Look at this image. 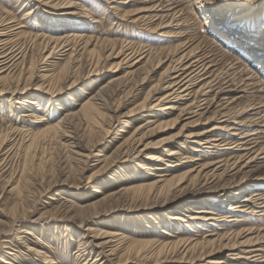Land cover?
<instances>
[{
  "label": "rangeland",
  "instance_id": "rangeland-1",
  "mask_svg": "<svg viewBox=\"0 0 264 264\" xmlns=\"http://www.w3.org/2000/svg\"><path fill=\"white\" fill-rule=\"evenodd\" d=\"M140 13L152 17L136 19ZM0 16L12 26L23 24L17 40L24 52L0 80L21 88L0 91V264H151L149 251L143 256L133 248L119 255V247L109 253L108 245L94 246L95 224L120 231L135 246L149 241L143 252L152 240L176 242L175 248L182 240L214 238L208 255L189 253L192 259L185 261L179 253L167 264L264 260V208H258L264 201H246L251 207L244 210L228 208L251 190L264 192V0H60L54 7L0 0ZM237 17L242 20L234 22ZM69 29H83L98 41L90 51L57 45L54 50L62 54L43 61L51 46L42 47L45 35ZM128 40L152 52L144 51L137 63L122 59L129 49L115 55ZM181 41L183 51L195 45L192 54L206 57L202 75L208 77L186 98L159 100L166 90L151 86L167 85L170 58L164 53ZM112 46L113 54L105 56ZM43 67L54 73L48 85L40 76ZM86 99L97 104L92 119L79 112ZM155 101L158 105L148 107ZM28 111L32 114L23 115ZM146 117L157 120L135 133ZM55 123L57 130H41ZM213 124L226 127L199 133ZM142 131L140 143L124 141ZM251 131L258 143L238 158L239 166L221 172L224 158L246 151L233 140ZM211 136L219 144L205 140ZM186 170H191L186 177L175 176L162 188L144 184L160 172L169 177ZM196 208L203 216L191 217ZM228 240L235 242L219 245ZM256 251L262 259H253Z\"/></svg>",
  "mask_w": 264,
  "mask_h": 264
},
{
  "label": "bare ground",
  "instance_id": "bare-ground-1",
  "mask_svg": "<svg viewBox=\"0 0 264 264\" xmlns=\"http://www.w3.org/2000/svg\"><path fill=\"white\" fill-rule=\"evenodd\" d=\"M36 1L37 2H41L42 4H45L48 7H54L56 4H58V2L60 0H36ZM127 11H128V9H127ZM137 11H134V12H131V13H134V15H135V14L138 13ZM28 12H30V10H28L26 13H28ZM122 13H124V12H122ZM129 13H130V10H129ZM172 14L174 15L175 12L172 13ZM172 14H170V16ZM170 16L168 18H171ZM141 17H144L146 20H148L152 16L150 14H146L145 15L143 13V14L139 15L138 17H136V19L141 18ZM174 18L175 17H173V19ZM237 20H242V18L237 17V18L233 19L234 22H236ZM10 22H11L10 19H7L6 17L3 18L2 16H0V80L2 78H5L6 75L11 72V70L14 68V66L18 62L17 59L20 56L24 55L23 48H21V44L17 40V38L19 37L20 31H21V30L18 29V27L23 25V24L22 23H18L17 25L12 26L10 24ZM155 26H158V24L155 25ZM44 33L45 32H43V35H44ZM47 35H49V34H47ZM47 35H45V38H44L45 41H44V45L42 47L45 48L46 46H49V45H51V46H50V49L47 51V54L43 53V55L41 56V59H43V61L48 60L49 57H54V55L57 54V53L62 54V52H58L60 49L59 50H54L57 45H60V44H62V45L71 44V46L69 47L71 49L70 52L79 51V50L90 51L89 45L91 43H93L95 45L96 42L98 41L97 39L94 40L92 38V36L87 35L86 32L83 31V29H80V30L69 29V30H66V32L63 35L62 34H56L54 36H50V35L47 36ZM93 40H94V42H93ZM131 42H129V40H128V42H126L125 44H123V45L120 44V46H119V48L117 50V53L115 55H118L119 53L125 52V49H129L127 51V53L125 52V54L123 55L122 59H125V60L134 59L133 63H137V62H139L141 60L142 57H144L146 55L148 56L152 52L151 51L152 48H148L149 46L147 47V49H144V50L142 49V46H141V48L140 47L139 48L142 49V50H140V49H137V47L134 48V46L132 45L133 43H131ZM115 43H116V40H113V43H112L113 46H114ZM185 43L186 42H184V41L177 42V43L174 44V46L171 48V50L169 49L168 51H166L164 53L165 57H167V58L169 57L170 58L168 64H166L167 66L165 67V73H164L166 76H169V80L166 79L167 80L166 82H168V83H166L167 85H163L162 86L163 83H159L158 82V83H155V84H153L151 86V88H153L155 91L156 90H160V89H165L166 90V93L164 95H162L161 97H159V100H164L166 98H168V99L182 98V97L186 96V94H190V91H191L192 87L195 84H197L198 82H200V81L204 80L206 77H208V76L202 75L203 74L202 70L204 69L205 63H206V61H205L206 57L205 56H203V57L199 56L198 57L197 55H193L192 54V53H194V51H193L194 48L193 47L195 45L193 47H189L188 49L183 51L182 49L187 47V46L183 47L185 45ZM113 46L110 48V51L105 56H110V55L113 54V52H114ZM77 47H78V49H77ZM67 48H64L63 50H65ZM144 51H146V53L143 56V52ZM180 51H182V52H180ZM135 53H137V54L134 57H132ZM190 54H192V55L190 57H188ZM187 57H188V59H186ZM46 65H48V64H44V66H46ZM132 65H134V64H131L130 67ZM262 65L264 67V60L262 62ZM43 68H44V71L42 73H40V76L44 79V81H47L46 83L48 85V83H49V81H50V79H51V77H52V75L54 73L50 72V70H51L50 68H45V67H43ZM6 70H8V71L4 72ZM131 72H132V70H128V73H131ZM202 85H204V84L202 83ZM9 89H11L12 91H21L20 90L21 88H18L17 85H14V86L13 85H0V91H7ZM201 89H203V88H201ZM42 91L45 92L46 90H42ZM198 91H199V89H198ZM184 98H186V97H184ZM47 99H49V98H47ZM95 103L96 102L94 100H88V99L84 100L82 102V104H81L80 109H79V112L81 113V115H83L84 117L89 118V119L94 118L95 117L94 116V114H95L94 111H95V109L97 107L96 106L97 104H95ZM157 103H158V101H155V103L151 104L148 107H150V108L155 107V105H158ZM145 104L141 105V107H139V109H142ZM164 107H171V105L167 104ZM65 112H67V111H65ZM30 114H32L31 111L23 113V115H30ZM75 114L76 113H73L71 116H73ZM76 116H78V115L76 114ZM68 118L69 117H67V119ZM144 120H145L144 122L140 123L133 130L134 132L136 130H140L141 127L146 125L147 123H149V122L151 123V122H153V121H155L157 119H154V118L151 119L149 117H146ZM160 121H162V120L160 119L158 121V123H160ZM67 123H69V121ZM223 126L226 127L223 124L222 125L213 124L210 127H207L206 129H204L203 132H199V133H204L206 131H209V130L217 128V127L224 128ZM57 127H58V124L55 123V124L48 125V126L45 125V127L43 129H41V130L43 132L44 131H48V130H52V129L53 130H57ZM230 127H232V126H229V128ZM140 131H138V132H140ZM134 132H131L129 135H127L124 138V141H127V140L130 141L129 139H133L134 141L136 140L138 143H140L141 138L144 135V131H142L139 136H135ZM135 133H137V132H135ZM253 133H255V132L254 131L246 132V134L244 136H241L240 139L233 140L234 141L233 145H236L237 147H239V149L243 148L246 151H243L242 154H239L237 156V159L230 160L231 158H228V157L224 158L225 159V161L223 162L224 167H223L221 172L226 171L227 170L226 168H228V167H229V170H230L231 168L239 166L238 165L239 164L238 158L242 157V156H245V155H246V157L248 156V154H246V153L249 150H251L250 148H252L253 146H255L258 143L256 135H252ZM205 140L207 142H212L213 144L217 145V144H219V142H217V141H219L220 138L218 136H211V137H209L208 139H205ZM194 141H196L198 144L204 143V141H202L200 139H196ZM258 146H259V149L262 148V144H259ZM173 152L174 151H170L168 153H173ZM100 155H101V153H100ZM233 155H234V153H233ZM146 156L149 157V158L150 157L159 158V156H155V155H153L151 153H148ZM252 157L253 156H250L249 158H252ZM104 158L105 157H102V158H99V159H104ZM249 158H248V160H249ZM221 159H219V160H221ZM246 162H247V160L244 163H246ZM206 165H207V162L201 164L200 167L197 169L196 173H194V175L197 176V175L201 174L200 173L201 172L200 171L201 168L203 169ZM214 169H217V167H215ZM189 171H191V170H186V171H184L182 173H179L177 175H170L169 177H166V176L162 177L163 175H166V174H169V173L160 172L157 175H159L161 177H158L156 179V180H158L160 182L159 184L155 182L156 180H152V181L144 183V184H146L147 186H151V187L152 186L153 187H157L158 186V187L162 188L165 184H167V183L169 184L171 182V180L175 176L179 175L178 178L182 179L183 176H185V175L187 176L189 174ZM207 173L208 172L203 173L204 175H202V176L207 175ZM213 174L214 173H211L210 175H213ZM207 177L208 176H206V178ZM174 181H176V180H174ZM179 181L182 182V180H179ZM179 181L175 182L174 186L175 185H179L180 184ZM172 183H173V181H172ZM221 200H223V199H221ZM252 200L257 201V202L264 201V192H260L258 190H251L250 193L244 195L241 198V200L230 203L228 208L232 209V210H237V209H240V210L243 209L244 210L243 207H251V205L248 206L249 202H246V201H252ZM70 206H71V204H70ZM258 206H259L258 208H261V210H262V208H264V204H260ZM253 210H260V209H255V208H251L250 209V211H253ZM203 211L204 210L202 208H196L195 210H193V212H195V213L192 214L191 217L203 216V215L200 214V212H203ZM205 211L211 212L212 210L208 209V210H205ZM173 217L181 219L180 216H176L175 215ZM209 217H214V216H209ZM230 219H234V217H231ZM90 230L93 231L92 236H93V238L96 239V241L93 242L94 246L101 247V246L108 245V252L109 253H114V251H116L117 247H119V249H121V252L119 253V255H121L124 252H126V253L128 251L131 252V250L133 248H134L135 251L137 250V252H139L143 256H145V254L148 253V251H149L150 255L154 256V259L151 261V264H167L166 261L168 260V257L174 256V255L179 254V253L182 254V255H180L181 257H185V261H188V260L191 261V259H192L191 256H190L191 259L187 258L189 253H191V255L195 254V255L204 257L205 255H208L209 253H211V251L213 250V248L209 247L208 245L212 246V244H214V238L213 239H205L204 238L201 241H197V242L196 241L195 242H191V241L187 242L185 240H182V242L178 243L177 247L174 248V246L176 245V242H172V243L170 241H165V242L158 241L157 242V241L152 240V242L149 243L150 244V248L146 252H143V249H145V246L148 244L149 241L146 243L145 240H138L137 241L138 242V246H135L134 242H136V241L124 239L122 237L124 234L121 233L120 231H118V232L106 231L103 227L99 226L98 224H95V225L91 226ZM126 238H128V236ZM121 240H123V241H121ZM206 241H207V243L205 244ZM218 242H219V240H218ZM234 242H235L234 240L232 242H230L228 240V241H226V242H224L222 244L220 243L219 245L223 246V247H227V245H233ZM181 247H182V250L179 251V249ZM259 249L260 248H253V250H259ZM259 254H261V253L258 252V251H256V253L252 254L253 256L254 255H258L260 257V258L259 257L258 258H253V259H262L261 255H259ZM98 258L99 257H98V252H97V255L93 258V261H95ZM196 258L201 259L200 257H196ZM217 261L221 262V260H217ZM261 262H264V260H260V263L258 261L259 264H261Z\"/></svg>",
  "mask_w": 264,
  "mask_h": 264
}]
</instances>
